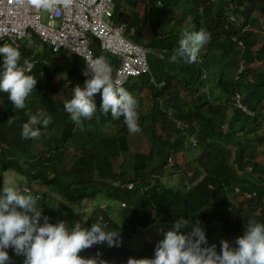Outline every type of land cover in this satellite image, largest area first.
<instances>
[{"label": "trees", "instance_id": "trees-1", "mask_svg": "<svg viewBox=\"0 0 264 264\" xmlns=\"http://www.w3.org/2000/svg\"><path fill=\"white\" fill-rule=\"evenodd\" d=\"M114 19L125 26L130 40L161 55L154 63L148 59L149 73L124 87L137 100L140 131L129 133L123 117L101 114L99 92L94 94L93 117L76 125L63 110L73 89L66 77L85 80L84 60L73 55L69 61L65 53L52 54L47 46L39 52L24 47L22 54L35 61L29 73L36 84L24 109L14 108L7 94L0 93V186L9 168L21 172L30 187L36 183L47 189L44 196L50 201H43V211L55 218L64 214L66 204H81L97 193L125 202L120 221H113L118 247L106 252L124 264L135 263V252L126 244L138 229L157 225L166 231L181 217L198 221L217 251L221 240L234 246L247 218L264 222V0H115ZM200 29L211 39L199 49L197 60L172 62L182 32ZM92 46L111 61L95 39ZM144 89L150 114L139 106ZM237 95L248 112L237 105ZM31 115L38 120L48 116L51 122L37 138L41 153L21 161L11 156L12 149L21 146V124ZM141 134L149 141L147 149H132L131 141ZM192 135L197 156L190 147L187 160L199 175L183 188L167 184L162 178L168 166L180 170L189 163L184 158L179 163L176 155ZM188 230L190 225L182 231ZM162 238L145 243V259L154 257ZM6 251L12 264H23L22 255ZM92 255L88 258L95 259Z\"/></svg>", "mask_w": 264, "mask_h": 264}, {"label": "clouds", "instance_id": "clouds-1", "mask_svg": "<svg viewBox=\"0 0 264 264\" xmlns=\"http://www.w3.org/2000/svg\"><path fill=\"white\" fill-rule=\"evenodd\" d=\"M27 2L31 7L49 13L57 6L69 8L73 0H27ZM198 12L202 14L203 9H198ZM231 19L234 18L231 17ZM210 39V33L204 29L183 31L177 41V47L169 59L172 62L179 59L186 64H191L197 60L199 49ZM239 44L242 45V42ZM43 46H47L52 54L65 53L69 61L73 55L84 60L85 80L77 75L66 77L67 85L73 89L70 98L63 102V110L72 122L80 125L83 120L93 117L97 111L94 94L99 92V112L101 114L110 115L114 120L123 117V122L129 133L140 131L136 110L137 100L124 88L131 79L138 76L130 78L121 86L114 82L110 71L98 72L88 64L94 72L90 78L85 70L83 56L68 48L54 51L49 43L37 35L21 40L19 47L0 41V93L7 94V99L12 102L14 108H25V100L36 84V79L29 73L34 67L35 61L24 56L22 51L25 47L39 52ZM64 50H69L72 54L68 56ZM150 53L151 51L148 55ZM95 54L106 60L102 55L96 52ZM158 56L161 57L160 54ZM21 59L24 60L23 64H21ZM60 60L66 61L65 58ZM149 72L150 69L146 73ZM244 107L246 108L245 111L248 112L247 107ZM9 122H11V118ZM50 122L51 118L48 116L39 120L36 115L29 116L28 120L21 124L20 137L23 139L21 146L19 148L14 147L11 156L23 161L27 157L40 154L43 145L37 138L41 136L42 129H45ZM37 124L39 126L35 127ZM192 136L196 139V145L193 144L190 136V147L197 149V138ZM35 144H39L40 150L35 151L33 149ZM14 150L19 152L18 156ZM193 153L196 157L197 152L193 150ZM170 161V163H174L173 159ZM16 172L21 175V172ZM23 181L26 182L25 178ZM34 184L35 186L32 185V187L26 184L23 189L31 194L36 192L37 197H42L40 191L46 192L47 189ZM127 186L132 188L133 184H127ZM31 194L19 192L13 185L0 186V264H12V259L6 251L9 247L16 255L24 257L23 264H98V261L99 264H114V262L119 261L118 258L111 260L106 257V252L108 249L115 251L118 247V234L112 232L113 221H117L113 214L118 212L120 216L121 211L126 207L125 202L109 200L103 193H97L95 198L88 201L102 200L99 195H103L107 200L105 204L93 207L92 212L81 227L78 224L72 227L62 216L60 221L57 217L52 223H49L48 217L44 216L41 223V207L37 206L38 198ZM60 199L62 198L60 197ZM62 201L65 203L63 199ZM117 203L119 208H114ZM84 204L82 201L81 204L70 205L83 206ZM66 205L69 206V204ZM53 207L58 206L54 204ZM67 208L66 206L64 214L69 216ZM90 217H94V223L84 228ZM189 225L190 230L182 231ZM162 230L163 228L160 227V231ZM93 244L96 245V248ZM113 244L116 247L112 249ZM216 249L215 243H208L205 230L198 221L181 217L172 222L170 229L164 231L163 238L157 242L154 248V257L142 259V261L143 264H264V222L253 217L247 218L242 234L234 240V246H230L226 240H221L219 251ZM89 253H92L95 259H89ZM77 254H81L83 258ZM102 256H105L107 260L104 261ZM132 261H135L134 264H138L135 254L132 256ZM122 264H124L123 261Z\"/></svg>", "mask_w": 264, "mask_h": 264}, {"label": "built area", "instance_id": "built-area-1", "mask_svg": "<svg viewBox=\"0 0 264 264\" xmlns=\"http://www.w3.org/2000/svg\"><path fill=\"white\" fill-rule=\"evenodd\" d=\"M114 15V0H73L67 9L55 7L48 13V23H44L42 10L31 7L27 0H0V41L19 47L21 40L37 35L54 51L68 48L83 56L90 78L94 74L92 66L98 72L110 71L114 82L122 86L149 71L150 50L130 40L125 26L118 24ZM93 39L111 61L95 54ZM239 98L237 95L238 106L246 110ZM191 139L196 145V139Z\"/></svg>", "mask_w": 264, "mask_h": 264}, {"label": "rangeland", "instance_id": "rangeland-1", "mask_svg": "<svg viewBox=\"0 0 264 264\" xmlns=\"http://www.w3.org/2000/svg\"><path fill=\"white\" fill-rule=\"evenodd\" d=\"M140 12L142 14L144 13L143 5L141 3H140ZM42 14H43V21L46 23L48 20V16H47L48 12L43 10ZM126 36L128 37L127 34H126ZM132 40H134V39H132ZM150 51H151V53L149 54L148 59L152 63H154V61L158 57L159 52L156 49H150ZM64 52H66L68 56H70L72 54L69 50H64ZM132 80H134V79H132ZM129 84L130 83H127L125 87H128ZM186 94L187 93H184V92L182 93V95L184 97L186 96ZM139 96H140V100H141V102L139 103L141 110L147 111L150 114L151 101H149L147 98V89H144L141 92V94H139ZM99 106H100V102H99ZM133 140L131 141L132 149L143 148V150H146L148 145H149V141H148L147 137L145 135H142V134H141L140 139L134 140V141ZM137 143H139V144H137ZM185 145H186V149L185 150H183V149L179 150V154L176 155V157H178L177 161H179V163H182V158L187 160V157H189V155H190L189 151H191V149H190L189 142H187ZM33 149L35 151H37L38 149L40 150L39 144H35ZM193 150L197 152V149L192 148V151ZM14 152L16 153L17 156L19 155L18 151L14 150ZM21 156L24 157V155H21ZM189 161L192 162V160H187V162H189ZM173 162H174V159H173ZM190 162L187 164L185 163V165L182 166V169H180V170H175V169L169 168L170 166H168V168H166L165 171H163V173H164V176L162 178L163 181L166 182L167 184H175V185L178 184L182 188L184 187L185 184H188V183L190 184L192 179H196L197 175H199V171L195 170L194 163H190ZM70 163H71V160L69 163H67V165H69ZM23 178L24 177L22 174L20 175L19 173H17L13 169H8L3 174L4 186L13 185L17 188V191L27 193V194H31V193L26 192L23 189V187L27 184V182L23 181ZM32 185L35 186L34 183H32ZM40 192L42 194V197H37L38 198L37 206L41 207V220H40V222L42 223L43 222L42 218L44 216H47L48 222L52 223L56 219L55 216L47 214L46 212L43 211V201L44 200L46 202L50 201V198H49L50 196H46V195L44 196V193H45L44 191H40ZM31 195L35 196L34 194H31ZM44 197H46V198H44ZM99 197H101L102 200L94 199V201L93 200L92 201H88V200L83 201V203H85L83 206H75V205L69 204V206L67 208L69 216H67L65 214H61V216L64 217L65 220H67L72 225V227L77 225V224L81 227V225L83 224V222L85 221L87 216L92 212L93 207H96V205L105 204V202L107 201L103 195H99ZM56 198H58V197H56ZM116 207L119 208L118 203L115 204L114 208H116ZM175 207H176V205H175ZM120 215H121V213H120ZM61 216L59 217L58 221H60L62 219ZM113 217L117 220L120 219L118 212L114 213ZM163 233H164V228L162 231H160V227H157V225L150 226V227L145 228V229H143V228L138 229L135 236L127 242L126 249L136 252L135 256L138 259V264H143L142 259H145L146 253H143L142 247L145 245L146 242H149L150 240L159 239V235H162ZM93 246H94V248H96L95 244H93ZM115 247H116L115 244H113L111 246L112 249ZM6 250H8L9 252H13L11 247L7 248ZM119 255H120V253L118 252V256ZM98 264H99V261H98ZM114 264H122V260L119 259V261L117 263L114 262Z\"/></svg>", "mask_w": 264, "mask_h": 264}]
</instances>
